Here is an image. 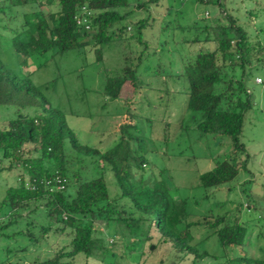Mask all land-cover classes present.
Returning <instances> with one entry per match:
<instances>
[{
	"label": "trees",
	"instance_id": "obj_1",
	"mask_svg": "<svg viewBox=\"0 0 264 264\" xmlns=\"http://www.w3.org/2000/svg\"><path fill=\"white\" fill-rule=\"evenodd\" d=\"M183 1L0 0V22L9 26L12 48L25 66L37 54L50 52L55 56L67 51L78 55L89 51L94 61L101 63L105 46L122 43L120 67H103L101 73L99 93L109 101L121 99L126 85L135 94V102L143 85L161 91L168 88V77L183 79L187 97L184 111L192 128L201 135L216 134L229 140V150L216 156L213 167L200 173L196 184L204 190L220 189L240 170L252 175L250 154L241 135L245 114L253 105L246 81L254 78L253 67L264 66V57L255 51L256 46L261 48V41H252L221 0H196L197 5L219 8V15L180 22L179 10L171 3L180 6ZM158 5L175 14L170 23L160 26L155 40L173 60L168 72L153 65L139 72L146 58L154 57L144 30ZM82 6L91 11L89 29L75 21ZM138 12L146 16L136 19ZM129 24L133 26L130 33ZM168 43L172 46L167 47ZM190 43L199 47L186 50L181 46ZM139 44L142 50L138 55L127 46ZM35 71L18 73L0 59V106L5 110L0 125V160H5L2 169H18L17 182L5 188L0 201L1 238L19 235L36 248L49 233L61 235L65 244L55 255L43 260L36 257L32 264L70 263L78 254L106 264H125L132 260L133 251H138L134 263L146 264L149 255L161 246L173 252L174 263L192 256L191 264L207 257L222 259L224 264H264V214L254 211L257 205L247 191L252 178H244L241 185L247 205L254 207L247 217L241 214V201L223 214L213 208L195 214L192 206L208 194L204 192L200 200L182 196L161 172L157 176L143 174L142 165L147 160L138 154L140 148L131 145L129 130L134 128V119L127 122L130 128L118 124V139L106 150L81 143L59 107L44 93L49 82L37 85L33 80ZM146 76L161 83L144 82ZM57 175L64 180L61 190L55 189L52 180ZM49 179L50 185H46ZM211 236L217 237L221 255H212L204 247ZM6 250L15 255L27 251L28 246H7ZM157 264H162V258Z\"/></svg>",
	"mask_w": 264,
	"mask_h": 264
},
{
	"label": "rangeland",
	"instance_id": "obj_2",
	"mask_svg": "<svg viewBox=\"0 0 264 264\" xmlns=\"http://www.w3.org/2000/svg\"><path fill=\"white\" fill-rule=\"evenodd\" d=\"M221 4L238 18L242 27L252 36V41L256 39L261 41V48L257 49L256 46L255 51L259 50V55L264 57V0H221ZM171 7L179 10L177 16H179L180 22L191 23L193 17L210 18L221 13L217 7L197 5L196 0H185L180 6L176 2L171 3ZM142 16L145 17L146 14L138 12L136 19ZM174 17L175 14H171V11L167 13L165 6L158 5L152 9V17L149 19L148 27L144 30V36L146 35L150 40L148 50L149 52L154 51L152 53L154 57H147V63H142L139 72L142 71V68L146 72L151 65L156 69L159 66L158 70L161 68L160 70L165 72L169 71V62L173 60V57L169 51L163 53L162 48L155 40H157L160 26ZM8 27L0 22V59L7 67L18 73L35 69L32 78L37 85L49 82L50 86L43 90L44 93L53 105L59 107L65 116L66 124L73 129L81 143L100 146L101 150H106L113 146L118 139L115 132L118 124H121L122 127L128 126L127 122L130 123V120L134 119V128H130V125L128 128L132 134V147L140 148L141 153L138 154L143 155V158L147 160V163L142 165L143 174L157 176L161 172L164 177L168 178L171 187L179 188L177 193L182 196L200 200L204 192L208 194L206 198L203 197L199 205L192 206V211L195 214L205 213L210 208H213L214 212L218 214H223L226 211L234 210L237 203L241 201L243 204L241 214L243 217H247L254 207L247 205L241 191L244 178H252L253 181L251 189L247 191L257 205L254 211L257 210L256 212L264 214V84L255 82L256 76H264V66L253 67L254 78L252 76L246 81V86L252 94L253 105L245 114L241 141L250 154L248 168L252 175L248 176L245 170H240L237 177L229 182L230 191L227 190L229 184H225L226 186L220 189L204 190L196 185L198 176L213 167L216 156L229 150V140L226 136L216 134L201 135L192 128L189 115L184 111L187 97L184 93L186 83L183 79L168 77L166 80L168 88H163L161 91L150 89V85H143L144 88L136 97L135 102L133 101L135 94L131 91V87L126 85L123 86L121 99L109 101L99 93L101 73L103 67L107 70H116L120 67L123 61L122 43L112 42L105 46L104 61L101 63H96L93 53L89 51L80 55L74 51H67L55 56H51L50 52L37 54L30 58L25 66L12 48ZM132 30L133 26L129 24L127 32L130 33ZM127 46L133 52L136 51L135 55H138L142 50L140 44L133 47ZM166 46L170 47L172 44L168 43ZM181 46L186 50H196L199 44L190 43ZM175 59L177 62L178 57L176 56ZM147 77H144V82L161 83L156 80L158 79L156 77ZM54 78H56L55 82L51 83ZM155 85L157 84L155 83ZM4 114L5 110L0 106V125ZM1 157L0 150V159ZM3 163L5 160H0V201L4 196L5 188L17 182L15 174L18 171V169L8 171L2 169ZM218 201H220L219 204ZM214 202L216 203L213 204ZM39 219L41 220V218ZM0 222H3L1 216ZM105 233H110V230H105ZM51 234L49 233L36 248L30 246L19 235L12 239L0 237V264H32L36 257L40 260L52 257L65 243L62 241L61 235ZM16 244L18 246L27 245L28 250L15 253V255L6 250L7 246L11 249L16 248ZM204 247L212 255L218 256L222 253L216 236H211L204 243ZM168 251L166 246L157 248L153 255H149L147 263L157 264L160 258H162V264L192 263V256H187L174 263L172 262L175 258L173 252ZM257 252L262 255L260 250L257 249ZM130 257L132 260H128L125 264H136L134 261L138 258V251H133ZM5 258H8L7 263L4 261ZM222 262V259L213 260L209 257L196 260V264H224ZM65 264L106 263L78 254L72 262H65Z\"/></svg>",
	"mask_w": 264,
	"mask_h": 264
},
{
	"label": "built area",
	"instance_id": "obj_3",
	"mask_svg": "<svg viewBox=\"0 0 264 264\" xmlns=\"http://www.w3.org/2000/svg\"><path fill=\"white\" fill-rule=\"evenodd\" d=\"M90 14H91V11L89 9H87L85 6H82L81 12L75 16L76 24L84 26L85 29H89V27H90V20H89ZM255 82L264 84V77L256 76ZM52 180H54L56 182L55 186H54L55 189L61 190L64 188V183H63L64 180L59 175L54 176V178ZM50 182H51V179L45 180L44 183L46 185H50Z\"/></svg>",
	"mask_w": 264,
	"mask_h": 264
},
{
	"label": "water",
	"instance_id": "obj_4",
	"mask_svg": "<svg viewBox=\"0 0 264 264\" xmlns=\"http://www.w3.org/2000/svg\"><path fill=\"white\" fill-rule=\"evenodd\" d=\"M152 247H153V246L151 245L150 248L152 249Z\"/></svg>",
	"mask_w": 264,
	"mask_h": 264
}]
</instances>
